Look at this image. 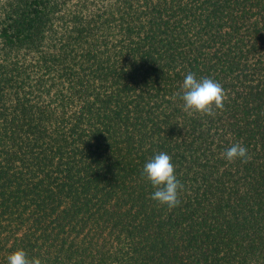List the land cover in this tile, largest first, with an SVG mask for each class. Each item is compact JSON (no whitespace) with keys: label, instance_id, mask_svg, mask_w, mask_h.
<instances>
[{"label":"trees","instance_id":"1","mask_svg":"<svg viewBox=\"0 0 264 264\" xmlns=\"http://www.w3.org/2000/svg\"><path fill=\"white\" fill-rule=\"evenodd\" d=\"M188 73L225 92L212 115ZM248 159L228 161L233 144ZM172 157L174 208L145 162ZM264 264V0H0V264Z\"/></svg>","mask_w":264,"mask_h":264},{"label":"clouds","instance_id":"2","mask_svg":"<svg viewBox=\"0 0 264 264\" xmlns=\"http://www.w3.org/2000/svg\"><path fill=\"white\" fill-rule=\"evenodd\" d=\"M179 98L185 112L212 115L213 109L223 108L225 92L215 79L197 78L193 73H188L183 80ZM224 156L228 161L246 162L248 152L244 146L236 143L226 149ZM142 175L154 189L151 199L169 208L178 206L183 186L177 178L172 157L168 153L154 154L145 162ZM7 264H28V259L23 251L16 250L8 255Z\"/></svg>","mask_w":264,"mask_h":264}]
</instances>
